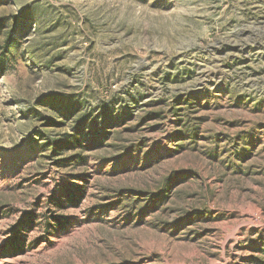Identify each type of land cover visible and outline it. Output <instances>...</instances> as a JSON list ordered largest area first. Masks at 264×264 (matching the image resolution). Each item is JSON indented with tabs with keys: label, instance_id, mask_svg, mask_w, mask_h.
<instances>
[{
	"label": "rangeland",
	"instance_id": "1",
	"mask_svg": "<svg viewBox=\"0 0 264 264\" xmlns=\"http://www.w3.org/2000/svg\"><path fill=\"white\" fill-rule=\"evenodd\" d=\"M0 264H264V0H0Z\"/></svg>",
	"mask_w": 264,
	"mask_h": 264
},
{
	"label": "trees",
	"instance_id": "2",
	"mask_svg": "<svg viewBox=\"0 0 264 264\" xmlns=\"http://www.w3.org/2000/svg\"><path fill=\"white\" fill-rule=\"evenodd\" d=\"M8 44H9V41H8ZM7 44V47H6V49L7 48H11V46L9 47V45ZM1 71L5 74L6 73V70L5 69H1ZM49 102H50V100H49ZM46 105H48V104H46ZM49 122H52V121H49ZM74 197L75 196H71V197H69V199H70V202L72 203V204H74V205H76V199H74ZM54 222H55V224L56 225H54V226H58L60 229H62V228H64L68 223H69V220L67 219V218H64L63 216H61V217H58V218H55L54 219ZM57 227V228H58ZM52 228H54L53 227V225L51 224V223H47L46 224V232H49V230L50 229H52ZM56 232V231H55ZM17 243L18 242H14L13 244H12V248H13V250H17L18 249V247H17ZM19 248H20V246H19ZM22 248V247H21Z\"/></svg>",
	"mask_w": 264,
	"mask_h": 264
}]
</instances>
